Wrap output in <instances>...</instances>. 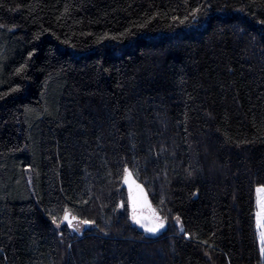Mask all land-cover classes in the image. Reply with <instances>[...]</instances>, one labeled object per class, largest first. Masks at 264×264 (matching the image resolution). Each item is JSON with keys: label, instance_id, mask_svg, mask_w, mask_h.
Here are the masks:
<instances>
[{"label": "trees", "instance_id": "obj_1", "mask_svg": "<svg viewBox=\"0 0 264 264\" xmlns=\"http://www.w3.org/2000/svg\"><path fill=\"white\" fill-rule=\"evenodd\" d=\"M258 184L264 0H0V264H264Z\"/></svg>", "mask_w": 264, "mask_h": 264}, {"label": "rangeland", "instance_id": "obj_2", "mask_svg": "<svg viewBox=\"0 0 264 264\" xmlns=\"http://www.w3.org/2000/svg\"><path fill=\"white\" fill-rule=\"evenodd\" d=\"M255 191H256V205H257L256 226H257L258 233H259L261 248H262V251L264 252V238H262V236H264V184L256 185ZM132 217L139 219L141 221V223H139L141 226L142 225H152L153 223L160 222V221H163L165 225L164 218L160 216L154 209H151L149 207L133 210ZM73 226L78 228L80 227V224L74 221Z\"/></svg>", "mask_w": 264, "mask_h": 264}, {"label": "water", "instance_id": "obj_3", "mask_svg": "<svg viewBox=\"0 0 264 264\" xmlns=\"http://www.w3.org/2000/svg\"><path fill=\"white\" fill-rule=\"evenodd\" d=\"M124 184L128 190L132 193L131 198L134 201L132 210L149 207L154 209L150 195L146 187L135 177L131 170H127L124 176ZM67 215L68 219L65 220ZM77 219L75 214H71L70 210H67L64 214L63 222H67L69 226H73V222ZM70 221V223H69ZM88 227V223H86Z\"/></svg>", "mask_w": 264, "mask_h": 264}, {"label": "snow or ice", "instance_id": "obj_4", "mask_svg": "<svg viewBox=\"0 0 264 264\" xmlns=\"http://www.w3.org/2000/svg\"><path fill=\"white\" fill-rule=\"evenodd\" d=\"M68 217L67 215L65 216V220H67ZM133 219L136 220V223H141V221L139 219H136L135 217H133ZM70 223V221H69ZM85 223H88L87 221H85ZM145 229L146 232H150V233H156L158 232L161 228L164 227V223L163 221H160V222H156V223H153L152 225H142ZM262 238H264V236H262Z\"/></svg>", "mask_w": 264, "mask_h": 264}]
</instances>
